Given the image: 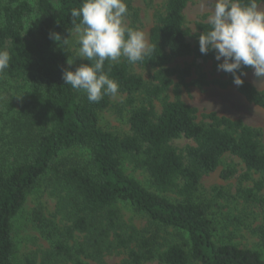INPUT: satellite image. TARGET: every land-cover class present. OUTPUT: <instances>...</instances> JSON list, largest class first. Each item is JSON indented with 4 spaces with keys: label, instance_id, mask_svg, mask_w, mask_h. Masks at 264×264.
Segmentation results:
<instances>
[{
    "label": "trees",
    "instance_id": "16d2710c",
    "mask_svg": "<svg viewBox=\"0 0 264 264\" xmlns=\"http://www.w3.org/2000/svg\"><path fill=\"white\" fill-rule=\"evenodd\" d=\"M190 1L166 0L164 12L156 16L149 39L151 51L135 63L155 70L149 86L131 72L132 63L126 59L114 62L110 72L105 62V72L119 83L117 95L143 93L149 102L132 111L130 134L120 137L100 124V115L117 95L90 103L86 93L66 85L63 71H75L90 61L69 66L68 51L57 50L56 42L49 38L51 32L60 33L62 39L74 33L71 11L83 0H0V50L11 57L10 67L0 73V79L27 93L19 108L10 106L7 134L0 141V264H17L16 220L47 178L71 194L70 225L53 237L51 250L40 261L31 256L23 264H86L85 259L108 264L105 254L112 249L128 250L123 264L156 260L162 264H264L255 250L217 243V226L208 207L195 200L203 177L216 172L228 154L244 164L246 179L251 173L264 176V148L261 133L242 120L210 113L203 116L208 123L201 124L197 110L181 100L180 87L192 76V66L176 69L170 67L172 60L213 62L217 70L222 62L215 59L214 52L201 54L199 43L193 46L188 41L185 11ZM263 1L257 0L259 7ZM196 28L199 36L209 25L199 22ZM220 71L228 77L221 87L233 85V74ZM172 88L175 100L168 101L166 95ZM237 89L264 110V91L245 79ZM160 100H164L163 110L157 116L154 102ZM180 139L194 145L179 152L172 143ZM71 154L75 157H68ZM125 163L146 171L155 192L128 176ZM236 174L231 167L221 176L231 179ZM255 188L261 191L264 182ZM165 194H173L176 201ZM243 194L249 202H260L253 190ZM120 204L148 216L159 230L121 232ZM36 220L40 228L46 227L38 214ZM161 229L186 232L187 246L169 244L162 251ZM257 235L264 242V225Z\"/></svg>",
    "mask_w": 264,
    "mask_h": 264
},
{
    "label": "rangeland",
    "instance_id": "374dc122",
    "mask_svg": "<svg viewBox=\"0 0 264 264\" xmlns=\"http://www.w3.org/2000/svg\"><path fill=\"white\" fill-rule=\"evenodd\" d=\"M128 14L125 24L128 27L143 31L148 44H150V32L155 25L156 16L164 12L166 0H125ZM212 0H191L185 11L186 29L188 41L193 45L199 43L196 24L207 23V17L211 13ZM264 9V1L260 5ZM76 35L69 37V45L66 48L55 46L57 50L66 49L69 57L76 59L81 64L86 59L76 58L79 45L75 43ZM124 57L119 59L124 61ZM192 66V76L180 87V98L190 107L197 110V122L208 123L203 116L216 113L221 117L234 120H242L246 125L255 128L261 133V144L264 148V110L248 102L238 91L235 84L223 88L220 83L227 82L226 77L217 70L213 62H203L194 58H182L172 60L170 67L182 69ZM132 73L141 76L146 85L151 84L155 70L140 68L135 64L129 65ZM252 83L259 91H264V81H259L250 68L243 77ZM27 99L26 90L18 85L4 84L0 79V141L7 134L6 120L12 114L10 106L19 108ZM129 99L133 104H129ZM168 101L175 100L174 89L166 95ZM147 97L143 93L134 96L119 94L112 98L110 107L100 115L101 127L118 135L126 137L130 134L129 119L134 109L147 106ZM164 100L155 101L156 114L159 116L163 110ZM173 146L179 152H183L187 146L194 145L191 140L180 139L174 141ZM72 158L75 154L68 155ZM236 168L237 174L231 179H223L221 174L228 168ZM124 170L128 176L140 182L149 191L155 192L148 173L144 170L135 169L131 164L125 163ZM247 170L244 164L236 157L226 155L219 169L203 177L196 202L206 205L209 216L214 220L217 231L215 241L217 243H230L241 248L259 252L264 259V242L257 235L259 227L264 225V188L258 191L255 186L264 182V176L251 173L246 179ZM253 190L260 202L252 203L245 199L243 192ZM165 197L176 201L173 194H165ZM71 194L62 185L47 178L41 189L31 195L24 207L23 212L16 220V234L18 241L17 264H23L27 257L35 256L38 261L44 253L51 250L52 240L56 234L70 225L73 207ZM121 216V232L130 234L133 231L139 233H151L158 231L159 227L148 216L134 211L128 204L118 206ZM42 217L45 228H40L36 215ZM162 251L169 244L185 245L189 242L188 234L184 231L173 229H161ZM128 255V250L112 249L106 252L105 262L108 264H123ZM86 264H97L85 259ZM59 264H71L59 262ZM147 264H162L153 261Z\"/></svg>",
    "mask_w": 264,
    "mask_h": 264
},
{
    "label": "clouds",
    "instance_id": "9594fccd",
    "mask_svg": "<svg viewBox=\"0 0 264 264\" xmlns=\"http://www.w3.org/2000/svg\"><path fill=\"white\" fill-rule=\"evenodd\" d=\"M212 4L207 17L209 28L198 37L201 54L214 52L215 59L222 60L218 70L233 74V83L238 87L244 84L242 76L247 73L240 70L245 67L254 69L258 80L264 81V9L257 0L248 4L212 0ZM127 14L125 0H83L79 8L71 11L75 43L79 45L76 58L90 63L81 64L75 71L64 70L62 78L66 85L86 93L90 103L118 94L119 83L105 72L106 61L110 72L121 57L135 64L151 51L144 32L125 24ZM49 38L58 42V47L69 45V38L62 39L60 33L51 32ZM10 60L9 53L0 50V73L10 67ZM75 63L76 59H67L69 66Z\"/></svg>",
    "mask_w": 264,
    "mask_h": 264
}]
</instances>
